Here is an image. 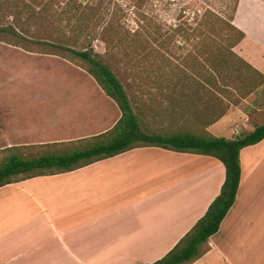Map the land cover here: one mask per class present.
<instances>
[{"label":"crops","instance_id":"crops-1","mask_svg":"<svg viewBox=\"0 0 264 264\" xmlns=\"http://www.w3.org/2000/svg\"><path fill=\"white\" fill-rule=\"evenodd\" d=\"M232 24L264 52V0H238ZM62 79L35 88L44 92L39 104L0 105V142L40 143L4 150L76 142L117 124L121 111L88 72L74 70ZM36 105L46 111L37 122L28 115ZM254 115L264 124L263 108ZM248 119L237 109L206 131L225 137L231 127L225 137L231 139L250 132L235 135L232 127ZM240 164L235 204L193 264H264V140L244 148ZM225 179V166L214 157L146 146L7 184L0 188V264L154 263L206 214Z\"/></svg>","mask_w":264,"mask_h":264},{"label":"rangeland","instance_id":"rangeland-1","mask_svg":"<svg viewBox=\"0 0 264 264\" xmlns=\"http://www.w3.org/2000/svg\"><path fill=\"white\" fill-rule=\"evenodd\" d=\"M73 1L83 3L80 11H88V18L78 24L56 15ZM30 4L34 19L28 20L27 14H22V20L4 11L0 14V28L29 30L23 34L25 46L0 34V105L32 104L44 97L35 88L58 85L74 70L87 72L86 63L68 50H88L123 84L147 132L204 133L209 123L237 109L249 119L244 125L235 121V135L242 129L251 131L260 121L254 114L264 109V52L241 36L233 51L244 58L239 56V61L227 52L239 37L230 27L236 0H39ZM44 111L36 105L28 115L37 122ZM223 134L231 137L232 128ZM25 144L40 143L0 142V163L9 153L4 148ZM22 152L39 151L31 147Z\"/></svg>","mask_w":264,"mask_h":264},{"label":"trees","instance_id":"trees-1","mask_svg":"<svg viewBox=\"0 0 264 264\" xmlns=\"http://www.w3.org/2000/svg\"><path fill=\"white\" fill-rule=\"evenodd\" d=\"M38 1L0 0V14L1 11H4L20 20H22V14H27L29 15L28 20L34 19L36 17L32 16L29 11L32 8L30 2L37 4ZM237 5L238 0H236L234 12L230 18V27L238 33L239 37L233 41L227 52L240 61V57L233 51L240 42V36L245 37L232 24ZM82 6L83 3L73 1L72 6L65 5L56 15L69 24H78L88 18L86 9L80 11ZM89 9L93 11L94 7L90 6ZM44 13L45 11L43 12L42 9L39 10V15ZM36 20H40V17ZM27 32L29 30L25 28H0V34L18 40L15 41L16 44L24 46L26 40L23 34H27ZM49 47L52 48V45ZM53 48L55 47L53 46ZM68 52L86 63L87 72L94 78L105 95L118 106L121 111V118L110 131L99 136L70 143L34 146L33 148L39 151L38 154L34 152L28 155L13 152V148L5 149L9 153L0 163V188L33 177L74 171L138 147L154 146L214 157L222 162L226 169V179L221 193L210 205L206 214L166 256L154 263H149L193 264L208 251V240L218 233L223 220L235 204L242 174L240 153L244 148L264 140V124H255L252 131L231 139L218 137L207 131L204 133L175 132L171 134L147 132L143 128L139 114L134 111L123 84L115 73L88 50H68ZM42 53L55 54L53 50H44ZM214 65L216 66V62ZM220 118L218 117L215 121Z\"/></svg>","mask_w":264,"mask_h":264}]
</instances>
